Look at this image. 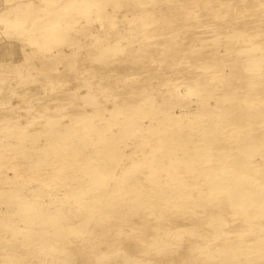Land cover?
I'll return each mask as SVG.
<instances>
[{
	"label": "rangeland",
	"instance_id": "374dc122",
	"mask_svg": "<svg viewBox=\"0 0 264 264\" xmlns=\"http://www.w3.org/2000/svg\"><path fill=\"white\" fill-rule=\"evenodd\" d=\"M16 1L0 0V13L16 19V13L11 11ZM7 6H11L8 11L2 9ZM122 10L123 0H75L63 14V19L73 16L74 21L70 22L72 25L62 39L49 45L39 39L38 31L34 40L33 35H20L18 40H13V36L0 30V54L6 59H17L29 51L40 54L51 51L64 61L62 65L57 63L52 73L62 76L63 66L70 64L72 58L89 59L94 52L104 51L108 44L106 33L112 28L118 29V23L131 27ZM148 27L154 28L152 39L158 38V42L153 43L158 52L164 48L162 40L169 34L161 32V21ZM181 35L182 30H179L174 37L178 40ZM234 43L238 50L249 46L241 40ZM257 51L252 52L255 57H258ZM12 62L16 61L12 59ZM85 66L82 80L77 83L68 80L64 89L40 88L39 83L44 78L36 67H22L21 72L29 80L26 86L15 79L0 80V107H10L9 142L24 139L28 142L29 155L43 157L52 153V161L59 167L63 164L59 154L62 150L86 151L91 154L86 158L89 163L98 152L101 155L97 156L98 160L108 157L106 162L112 164V177L100 188L93 179L101 173L93 175L83 171L71 177L66 169H61L57 172L58 186L56 180L47 178L39 193L19 191L16 197L21 200L34 195L50 205L54 191L63 195L65 191L71 192L72 186L81 187L78 196L85 207L77 228L48 222L40 236L29 235L27 228L15 224L13 212L20 217L27 214L23 201L11 209H3V202L15 192L0 187V264H220V260L221 264H249L246 262L248 248L243 244L235 250L232 248L238 237L234 230L236 225L219 218L223 213L228 216L237 213L234 204L237 195L232 186L236 181L255 184L253 198L264 197V115H259L252 107L264 93L229 94L227 90L234 80L240 85L248 82L243 57L236 60L235 69L231 71L225 61L221 64L223 73L230 71L232 79L210 74L200 83L187 78L178 79L175 86L172 81L166 82L172 83L169 86L173 88V98L168 99L146 85L155 84L143 78L146 75L126 81L105 79L107 75H90V71L103 70L91 69L92 63ZM10 69L13 71L14 67ZM0 70L5 72L1 65ZM22 91H26V96L22 102L18 101L19 105H13ZM63 91L65 94L59 93ZM88 96L94 100H87ZM9 99L12 101H7ZM203 130L209 134L211 144L198 139ZM125 133H129L130 138L121 148L107 145L108 137ZM190 135H197L198 140L192 146L172 144L176 138L180 141ZM6 143L7 139L0 136V149ZM1 156L4 160L10 158L8 153ZM200 157L208 160L202 162ZM41 161V166L47 165V161ZM132 162H135V170L145 175L157 169L160 176H166L167 172L161 168L170 164L192 171L171 179V185L163 189L156 186L154 191L146 193L141 188L143 185L137 184L140 174L124 170ZM222 166L227 169L221 170ZM189 173L200 182L214 179L218 185L229 183L230 186L213 189L205 198L198 197L202 205L183 200L189 210L183 214L182 208L174 205L181 200L180 194L198 196L196 186L189 184L192 178ZM247 207L255 215V225L261 228L259 234L264 237V212L250 200ZM152 224L160 225L154 230L164 232L156 244L149 243ZM173 230L176 233L171 236ZM198 243L207 247L201 248ZM39 246L45 249L40 250ZM211 248L226 250L229 254L213 257L209 253ZM203 258L206 263L200 261ZM253 264H264V254Z\"/></svg>",
	"mask_w": 264,
	"mask_h": 264
},
{
	"label": "bare ground",
	"instance_id": "6f19581e",
	"mask_svg": "<svg viewBox=\"0 0 264 264\" xmlns=\"http://www.w3.org/2000/svg\"><path fill=\"white\" fill-rule=\"evenodd\" d=\"M74 2L75 0H17L11 9L16 13V19L0 13V30L11 35V37L13 36V40H18L17 36L20 35H33L32 40H34L36 32L39 31V39L50 45V43L62 39L65 32L71 27L72 23L70 22L74 21V17L70 16L68 19H63V14L69 11ZM10 7L7 6L2 9L8 11ZM122 12L129 19L126 21L128 24H132L131 27H125L118 23V29L112 28L106 33L108 44H106L104 51L94 52L92 58L89 59L78 56L72 58L70 64L67 63L63 66L64 74L62 76L56 77L52 73V69L58 66L57 63L64 64V61L57 55H53L51 51L41 54L37 51H29L17 59H6L0 54V65L5 70V72L0 70V80L15 79L21 86H26L29 80L21 72L22 67L25 69L36 67V70L44 78V81L39 83L40 88L58 87L64 89L68 80L75 81L74 83L80 82L82 80V67L92 63L91 69L103 71H90V75H107L105 79L117 78L126 81L146 75L143 78L155 83L152 86L148 83L146 85L168 99L173 98L172 86H175L180 78H187L196 83H200L203 78L206 79V76L210 74L226 80L232 79L230 71L235 69L236 60L243 57L245 77L248 82L240 85L234 80L227 88L228 93L243 95L252 92H254L253 94L256 92L264 93V85L258 86L259 83L264 84V0H123ZM130 20H134L136 23L133 24ZM126 21L121 20L124 24ZM156 21L162 22L161 32L169 34L167 39L162 40V43L165 44L164 48L158 52L153 45V43L158 42V38L152 39L154 28L148 27ZM181 25L182 29H180ZM179 30H182V35L177 40L174 34ZM116 31L119 32L116 34ZM237 40L248 42L249 46L238 50L234 43ZM254 50H258L256 52L258 57L253 55ZM12 59L16 62H12ZM224 61L230 68L228 73H223L220 67ZM15 66L17 67L15 68ZM10 67H14V70L11 71ZM198 68L201 70L198 71ZM87 69L89 68L87 67ZM236 76H239V73L238 75L236 73ZM169 81H172L173 84L166 83ZM171 84L172 86H169ZM108 91L110 88L107 89ZM59 93L65 94L64 91ZM18 94L20 96L13 105H19L18 101L22 102L27 93L22 91ZM86 99L94 100L93 97L89 96ZM262 99L256 104L253 103L252 106L259 115H264V95ZM9 110L10 107H0V136L7 139L6 145L0 149V187L13 190L15 193H11L10 197L3 202V206H5L3 209H11L16 203L23 201V207L27 214L20 217L13 212L12 218L15 224L21 228H27L29 235L37 234L40 236L48 222L66 223L77 228L76 224L83 219L82 210L85 207L84 201L78 196V193L82 192L79 184L72 186L71 192L65 191L63 195L54 191L51 195L50 205H45L39 196L33 195L21 200L16 195L19 191L39 193L41 188L46 185L47 178L56 180L58 186L60 181L57 172L61 169H66L71 177L77 172L83 171L93 175L101 173L100 177L93 179L97 187L100 188L108 184L112 177V164L106 162L110 158L98 160L97 156L101 155L96 152L91 157L92 162L89 163L90 161L87 162L86 158L91 154L86 151L67 152L62 150L59 154L62 156L63 164L59 167L52 161V153L45 154L43 157L41 154L31 156L29 155L28 142H25L24 139L8 141L9 121H11ZM19 134H24V132L19 131ZM129 135V133L122 136L112 135L107 138V145L113 144L121 148L130 138ZM208 135L207 131L203 130L198 135L200 136L198 139L211 144L208 141ZM196 136L190 135V137L181 138L180 141L176 138L172 144L181 143L184 146H192L198 141ZM158 140L161 141L160 138ZM2 153H8L10 158L4 160L1 156ZM42 159L47 161L46 166L40 165ZM199 160L203 162L208 159L200 157ZM134 163L127 164L124 170L126 173L140 174L137 175V184H142L141 188L146 193L154 191L156 186L163 189L171 185V179L182 177L183 172L192 171L191 168L182 169L177 165L170 164L168 167L161 168L167 172L166 176H160L157 169H153L151 174L145 175L144 172L135 170ZM87 164L90 166L87 167ZM198 169L207 174L212 173L202 168H196V170ZM220 169H227V167L222 166ZM189 174L192 177L189 184L196 186L198 196H192L191 193L186 192L180 194L181 200L175 201L174 205L181 207L183 214L189 211L183 205V200L193 202L194 205H202L197 200L198 197L205 198L210 195L213 189L230 186L229 183L218 185L214 179L200 182L193 173ZM254 185L253 183L246 185L236 181L232 186L237 195V199L234 201L237 206V213L232 216L223 213L219 217L227 224L232 222L236 225L234 230L238 237L232 248L235 250L241 244L248 248L246 252L249 258L246 262L249 264H253L264 254V237L259 234L261 228L256 227L255 215L247 207V202L250 200L251 204H255L264 212V197L253 198L256 193ZM214 219L217 220V218ZM158 226L160 225H151V231L148 232L149 243L156 244L158 237L164 234L162 230H154ZM175 233L176 231L173 230L171 236ZM165 234H169V232H165ZM198 246L207 247L200 243ZM39 247L40 250L45 249L42 246ZM209 253L213 257L218 256V254L225 257L229 254L226 250H213V248ZM158 256L161 257V254ZM141 261L143 262V260ZM200 261L202 263L207 262L205 258Z\"/></svg>",
	"mask_w": 264,
	"mask_h": 264
}]
</instances>
